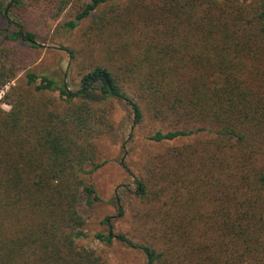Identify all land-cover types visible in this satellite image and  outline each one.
I'll list each match as a JSON object with an SVG mask.
<instances>
[{
    "label": "trees",
    "instance_id": "1",
    "mask_svg": "<svg viewBox=\"0 0 264 264\" xmlns=\"http://www.w3.org/2000/svg\"><path fill=\"white\" fill-rule=\"evenodd\" d=\"M24 5L0 3L8 25L0 37L37 49L13 15ZM58 6L76 12L63 31L86 22L101 55L77 65L75 91L32 72L24 87L11 85L19 69L0 46V92L9 86L1 99L9 110L0 107V264H105L77 241L79 207L94 194L85 176L100 167L93 106L106 99L129 105L134 125L158 123L148 138L157 145L191 140L134 176L128 204L139 207L140 241L115 233L110 216L95 238L139 250L146 264H264V0Z\"/></svg>",
    "mask_w": 264,
    "mask_h": 264
},
{
    "label": "rangeland",
    "instance_id": "2",
    "mask_svg": "<svg viewBox=\"0 0 264 264\" xmlns=\"http://www.w3.org/2000/svg\"><path fill=\"white\" fill-rule=\"evenodd\" d=\"M7 2L9 0H0L3 4ZM58 7V0H25L24 7L13 10V15L24 24L26 30L35 34L39 48L31 49L23 43L7 42L0 37V46H6L12 52L10 58L19 69L11 85L25 87L26 74L32 72L49 76L75 91L78 88L77 65H88L92 59L96 60L101 55V48L88 40V36H84L86 22L79 29L63 31L62 24L71 20L76 12L70 7L59 12ZM6 28L7 23L0 17V30ZM66 47L74 51L73 58ZM8 89L9 86L0 92V107L4 110H9V106L2 104L1 99ZM52 98L57 99V95L52 94ZM96 103L93 110L98 132L90 140L96 151L94 163L100 167L85 176L94 194L85 195L79 207L85 225L84 237L77 243L96 251L105 264H146L139 250L129 248L117 240L107 246L98 241L95 235L107 233L102 222L110 216L113 217L111 221L115 233H124L128 238L140 241L142 228L139 229L141 223L136 217L139 207L128 204L129 201L134 203L133 197L129 196L136 188L134 176L142 174L144 163L154 160L166 148L191 139L157 145L148 138L160 129L158 123L145 117L141 124L134 125L131 107L117 99ZM85 169L91 171L93 167ZM119 210L122 216L117 218Z\"/></svg>",
    "mask_w": 264,
    "mask_h": 264
}]
</instances>
